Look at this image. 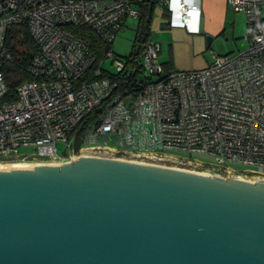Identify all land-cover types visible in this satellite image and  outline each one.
I'll return each mask as SVG.
<instances>
[{"label": "built area", "instance_id": "obj_1", "mask_svg": "<svg viewBox=\"0 0 264 264\" xmlns=\"http://www.w3.org/2000/svg\"><path fill=\"white\" fill-rule=\"evenodd\" d=\"M157 1L168 26L201 33L202 0ZM227 1L247 14L246 49L212 52L205 68L166 69L161 44L146 37L139 62L115 58L111 73L104 61L116 55V35L145 0H0V162L95 155L185 168L205 167L193 155L206 154L222 165L206 167L211 174L264 179V0ZM15 25L27 26L37 49L33 79L11 86ZM81 26L97 33L103 54L72 28Z\"/></svg>", "mask_w": 264, "mask_h": 264}, {"label": "water", "instance_id": "obj_2", "mask_svg": "<svg viewBox=\"0 0 264 264\" xmlns=\"http://www.w3.org/2000/svg\"><path fill=\"white\" fill-rule=\"evenodd\" d=\"M0 264H264V179L95 155L0 166Z\"/></svg>", "mask_w": 264, "mask_h": 264}, {"label": "rangeland", "instance_id": "obj_3", "mask_svg": "<svg viewBox=\"0 0 264 264\" xmlns=\"http://www.w3.org/2000/svg\"><path fill=\"white\" fill-rule=\"evenodd\" d=\"M226 16V24L220 32L216 34L202 32L198 35H189L183 29L168 27L166 25L168 17L162 4L159 2L154 8L149 29L146 27L144 29L139 28L138 19L130 18L127 20L126 27L118 32L112 44L113 51L116 55L105 59L104 68L111 73H116L118 69L115 65V58L125 62L131 57L134 49L136 52L140 49L141 42L137 43L136 39H143L147 36L149 39L161 44L160 61L163 62L166 69L188 70L205 68L213 61L212 52L235 55L239 51L246 49L250 44L247 14L245 12L235 11L229 4ZM208 34L213 36L210 44L207 43ZM144 76H148L147 71L140 73V78ZM58 146L62 150L65 144L59 142ZM193 158L207 163L206 166L201 167L194 164L185 168L209 172L206 167H211V165L214 168L222 167V165L213 162V159L206 154H194ZM60 161L62 160L56 162ZM9 162L36 163V161L19 160ZM163 164L177 166L174 162H166ZM237 168L239 170L243 169L241 166Z\"/></svg>", "mask_w": 264, "mask_h": 264}, {"label": "trees", "instance_id": "obj_4", "mask_svg": "<svg viewBox=\"0 0 264 264\" xmlns=\"http://www.w3.org/2000/svg\"><path fill=\"white\" fill-rule=\"evenodd\" d=\"M145 1L146 2L142 3L141 15L138 18V27L142 29L146 27L147 29H149V24L152 20L154 8L156 4L159 3V1ZM72 28L79 36L85 38L90 43L93 50H95L100 55L103 54L105 44L101 42L99 36L94 30L87 26ZM145 39L146 37L143 39H136V42H141V44L139 51L136 52L134 49V52H132L131 55L135 64L139 62L141 46ZM7 47L12 55V61L7 67V75L10 81V85L14 86L16 83L32 80L33 77L29 74L27 65L34 55L37 49V45L31 37V34L26 25H15L9 30V34L7 37Z\"/></svg>", "mask_w": 264, "mask_h": 264}, {"label": "crops", "instance_id": "obj_5", "mask_svg": "<svg viewBox=\"0 0 264 264\" xmlns=\"http://www.w3.org/2000/svg\"><path fill=\"white\" fill-rule=\"evenodd\" d=\"M228 7H229V3L227 0H202L201 33L206 32V33L216 34L220 32L221 29H223L224 25L226 24V18H227L226 14ZM173 28H178V27H173ZM183 30L189 35H198V34H190L185 29Z\"/></svg>", "mask_w": 264, "mask_h": 264}, {"label": "bare ground", "instance_id": "obj_6", "mask_svg": "<svg viewBox=\"0 0 264 264\" xmlns=\"http://www.w3.org/2000/svg\"><path fill=\"white\" fill-rule=\"evenodd\" d=\"M45 163H47V162H45ZM34 164L35 163H32V162H0V166H20V165H34ZM204 172H206V171H204Z\"/></svg>", "mask_w": 264, "mask_h": 264}]
</instances>
